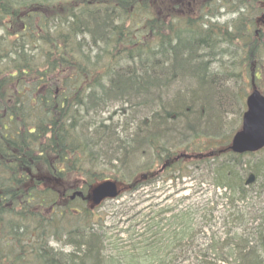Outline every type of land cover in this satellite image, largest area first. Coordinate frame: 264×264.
Masks as SVG:
<instances>
[{
	"label": "trees",
	"instance_id": "obj_1",
	"mask_svg": "<svg viewBox=\"0 0 264 264\" xmlns=\"http://www.w3.org/2000/svg\"><path fill=\"white\" fill-rule=\"evenodd\" d=\"M263 16L264 0H0V264H164L200 211H179L170 237L147 242L150 231L139 245L134 229L110 251L106 214L91 201L106 179L129 194L202 167L223 190L224 227L241 221L264 149L229 144L248 88L264 80ZM177 127L196 160L174 158ZM137 156L150 158L139 171L128 165ZM155 163L164 176L153 177ZM257 212L252 239L231 229L225 243L209 237L205 250L231 246V261L204 252L196 261L264 264V206ZM158 222L140 220L148 232Z\"/></svg>",
	"mask_w": 264,
	"mask_h": 264
},
{
	"label": "rangeland",
	"instance_id": "obj_2",
	"mask_svg": "<svg viewBox=\"0 0 264 264\" xmlns=\"http://www.w3.org/2000/svg\"><path fill=\"white\" fill-rule=\"evenodd\" d=\"M262 19L264 23V16ZM253 86H256L260 91L264 92V80L255 83ZM252 87L250 86V88H248L247 95L251 92ZM245 109L246 105L244 106L243 112ZM241 122L242 115L239 125L237 123L238 129L241 127ZM177 129L178 127L172 131V142L174 143L173 145L176 146L175 150L172 152L174 158L178 161L181 160V164L196 160L194 159L196 158L193 156L194 154L191 153L190 150H187L189 149L187 145L189 133L186 136H179V132L174 131ZM203 144L205 143L203 142ZM172 146H170L171 150H173ZM258 159H260L259 154L254 160H250L247 168L254 171V165L257 163ZM149 163L150 158L137 156L135 159H131L128 165L134 166L139 171L144 165H148ZM162 166L163 165L158 163L154 164V169H152L154 171L153 177L160 175L164 176L163 172H159ZM196 168L199 170H195ZM196 168H193V171L192 168L187 169L191 171L190 174L180 181L177 180L175 183L171 181L163 182L159 180L160 177H156L157 181L155 183L138 188L129 194L127 192L129 187L117 182L121 196L119 198L106 199L102 201L100 205H95L93 207L94 211L99 215L106 214L104 230H101V234L105 231L108 237L105 243L107 249L109 248V243L113 240L125 246V242L121 241L119 238L133 234L134 229L139 233H144L142 237L139 238V245L143 244V239L149 236L150 231L153 234L147 242L154 243L155 240L160 237H170L175 233L174 230L170 229L171 226L181 223L180 218L175 215L179 213V211H185L186 209L188 211L189 208H191L192 210L200 211L196 215L195 229L193 232H188L189 238H187V240L184 239L180 243L172 245L170 250L164 249L165 254H167V259L164 264H201L199 260L196 261L201 252L208 253L211 256L215 254L223 257L227 256L231 261V246H223V244L222 247L215 249V251L211 249L205 250V247L211 244L208 239L215 235L216 237H221L220 243H225V236H220V233L227 229H231L233 234L246 236L247 238L251 236L250 238L252 239L253 234H256L253 233V230L255 231L256 227H258L257 225H260L259 217L253 219V215H258L259 212H257V208L264 206V193H261L262 191L257 188L258 185H262L264 178H260L254 186L256 192L250 193L252 197H248L243 203H240L238 208L243 211V219L236 222V225L233 224L224 227V218L228 213V206L226 201L220 198L223 190H214L209 178L203 176L205 170L202 167ZM140 176L141 175L138 173L136 179H141ZM204 178H206V181H202ZM95 185L96 184H94L93 187ZM256 193H260V197L256 196ZM253 206L254 209L252 208ZM145 215H149L150 218H155V220L157 219L159 221L158 225L153 226L149 232L146 230L147 226L144 227V224L140 223V220L144 218ZM125 229L128 231V234L121 232V230ZM243 230H246V232L243 233ZM133 236L136 237V235ZM191 238H193V240H191ZM135 240H138V237ZM117 243L115 245H118ZM129 244L128 242L127 245ZM212 244H214V242H212ZM178 246L181 247L183 250L182 252H179ZM108 250L111 251L114 249ZM217 264L229 263L218 262Z\"/></svg>",
	"mask_w": 264,
	"mask_h": 264
},
{
	"label": "water",
	"instance_id": "obj_3",
	"mask_svg": "<svg viewBox=\"0 0 264 264\" xmlns=\"http://www.w3.org/2000/svg\"><path fill=\"white\" fill-rule=\"evenodd\" d=\"M264 148V94L256 87L246 97V110L242 115L241 128L234 133L230 149L235 153L256 152ZM255 180L251 174L246 183ZM118 195L116 182L103 181L93 187L91 199L94 204H100L104 199Z\"/></svg>",
	"mask_w": 264,
	"mask_h": 264
}]
</instances>
